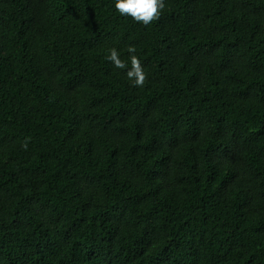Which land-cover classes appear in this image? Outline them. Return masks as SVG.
<instances>
[{
  "label": "trees",
  "instance_id": "16d2710c",
  "mask_svg": "<svg viewBox=\"0 0 264 264\" xmlns=\"http://www.w3.org/2000/svg\"><path fill=\"white\" fill-rule=\"evenodd\" d=\"M0 264H264V0H0Z\"/></svg>",
  "mask_w": 264,
  "mask_h": 264
},
{
  "label": "clouds",
  "instance_id": "9594fccd",
  "mask_svg": "<svg viewBox=\"0 0 264 264\" xmlns=\"http://www.w3.org/2000/svg\"><path fill=\"white\" fill-rule=\"evenodd\" d=\"M115 8L121 14L130 15L136 21L147 25L159 16L160 11L164 8V0H115ZM109 59L114 62L116 67H125L115 49L111 50ZM131 61L132 68L128 70L127 76L130 79L134 78L133 83L136 85H142L144 74L140 67V62L135 56L131 57Z\"/></svg>",
  "mask_w": 264,
  "mask_h": 264
}]
</instances>
